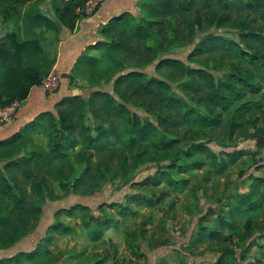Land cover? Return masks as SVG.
Returning <instances> with one entry per match:
<instances>
[{"label": "rangeland", "instance_id": "rangeland-1", "mask_svg": "<svg viewBox=\"0 0 264 264\" xmlns=\"http://www.w3.org/2000/svg\"><path fill=\"white\" fill-rule=\"evenodd\" d=\"M149 1L137 0L139 10L130 12L137 21L145 16V11L139 12L141 7L149 10ZM52 9L51 0L0 2V40L5 39L0 54H6L0 83L8 74L21 78L25 66L48 67L40 46L52 55L59 34L38 26L33 18L38 12L53 16ZM81 13L85 14V10ZM208 32L239 39L236 29L212 28ZM158 42L153 33L148 44L156 46ZM162 44L165 47V42ZM194 45L169 50V56L200 71L179 74L168 68L156 69L159 59L146 63L140 53L133 56L104 49L97 55L98 64L91 69L93 75L88 78L81 73L73 88L83 90L88 101L92 91L111 93L112 82L119 74L139 71L166 81L171 94L185 101L180 86L195 77L205 102L209 109L214 106V111L237 102L233 99L227 105H219L214 95L236 98L240 88L243 93L239 99H258L264 94L261 88L253 91L246 84L244 78L250 72L244 62L226 53L188 60ZM135 59L138 63L133 64ZM127 95L121 100L129 114H137L155 126L159 124L157 113L150 111L149 106L164 109L161 102L147 100L144 106L140 94ZM114 97L120 101L115 94ZM263 98L261 110L250 116L257 117L259 125H264ZM11 103L0 104V111ZM189 105L197 112L193 123L175 133H166L179 139L176 150H172L174 154L158 150L152 144L156 142L154 137L139 158L141 162H136L133 153L122 147L127 153L126 163L116 155L107 166L103 165L105 168L100 167L103 182L94 177L77 188L72 186L71 178L84 168L73 165L80 148L69 150L67 158L50 164L45 154L49 150L47 137L42 130L34 132L24 148L11 157L25 159L30 151L40 153L28 166L29 178L23 167L3 171L8 151L0 148V171L10 179L7 186L14 188L13 193L22 204L20 209L15 207L17 202L2 193L0 182V264H264V184L254 181L255 177L264 181V146H257V137L252 136L256 130L249 123L243 122L229 136L226 115V126L207 134L211 139L192 140L191 136L202 128L197 116L206 115L207 108L194 102ZM107 118L105 122L113 120L122 130L121 120L113 118L112 113H107ZM92 121L90 117L89 122ZM258 137L264 138V130L258 132ZM119 146L116 142L117 149ZM85 151H91L93 164L98 159L107 160L104 152ZM187 151L191 156L185 154ZM184 165L186 171L178 168ZM59 169L62 178L57 174ZM32 183L40 186L43 196L32 188ZM35 205H40L39 215L34 213ZM74 205L78 207L70 210ZM18 253L24 255L17 257Z\"/></svg>", "mask_w": 264, "mask_h": 264}, {"label": "trees", "instance_id": "trees-1", "mask_svg": "<svg viewBox=\"0 0 264 264\" xmlns=\"http://www.w3.org/2000/svg\"><path fill=\"white\" fill-rule=\"evenodd\" d=\"M13 1L21 3L25 0ZM86 2L87 0H51L53 16L38 12L33 20L38 26H46L58 35L61 27L70 30L75 27L76 22L84 15L81 13V8ZM148 5V11L140 8L139 12L145 11V16L138 21L128 11L113 17L103 29L105 40L88 46L86 51L95 49L100 52L106 49L113 52L124 51L130 55L140 53L146 63L159 59L156 69L168 68L179 74H187L200 71V69H193L182 59L169 56L171 53L169 50L187 47L195 43L187 55L188 60L215 53H226L232 58L244 62L249 68L250 74H247L244 80L253 91L257 87L264 90V0H150ZM212 28L236 29L239 32V39H231L218 33H207ZM153 33L159 38L156 46L148 44ZM196 40L198 41L195 42ZM0 42V45H3L5 39L2 38ZM162 42H165V47ZM24 45L22 44V47ZM40 47L44 51L42 59L49 62L48 67L25 66L20 72L21 78L14 79L13 75L9 74L6 77L7 80L4 77L0 83L2 85V90H0L1 105H7L15 100L23 101L30 88L41 85L43 78L50 73L55 63V56L49 55L42 46ZM142 49L143 53L140 52ZM5 58L6 54L3 57L0 54V68L6 66ZM132 62L135 64L137 60ZM95 63L98 64V56L84 53L76 61L74 69L79 74L82 73L85 77L90 78L93 75L91 69ZM17 70L19 72V69H14L15 72ZM180 87L186 101L172 95L171 88L166 81L147 76L143 72L130 71L119 74L113 80L111 93L103 90L92 91L88 101L82 95H70L62 98L55 105L56 115L49 112L42 113L21 132L8 139L0 140V148L8 151L4 155L6 162L2 169L4 172H12L23 167L24 175L29 178L28 166L32 161H35L37 156H40V153L30 151L25 159L11 157L16 151L24 148L32 131L41 129L47 137L49 150L45 154L50 164L67 158L69 150L80 148L75 155L78 160L74 159L73 165H83L84 168L79 175L74 177L72 175L71 181L73 182L71 184L74 188L83 182L92 181L94 177H99L103 182L104 176L100 174V167H104L103 165L108 164L116 155L126 163L127 153L122 147L133 153V159H136V162H141L139 158L149 148V139L154 137L156 142L152 144L158 150L174 154L172 150H176L179 139L168 137L166 133H175L187 124L193 123V116L197 112L194 106L189 105L190 102L207 108V116L205 114L200 115L201 117L197 116L201 123L198 125H201L202 128L191 136L192 140L211 139V136L207 134L212 133L214 129L226 126L225 122L223 123L226 115L229 136L237 132L243 122L249 123L256 130L252 136L257 137V146H264V138L258 137V132L264 130V125H259L257 117H250L253 112L261 110L263 93L258 99L248 98L245 100L239 99L243 93L241 88L235 93L236 98L231 95H224L222 98L214 95V99L218 101L219 105H224L233 99L237 100L236 103H230L224 109H219L220 111H214L216 108L213 106L209 109V104L205 102L206 97L202 92L201 84L195 77L184 81ZM126 93H128L127 97L140 94L143 100L141 104L144 106L148 104L147 100L161 102L164 109L149 106L150 111L157 113L159 124L155 126L137 114H129L126 111L125 103L121 100ZM114 94L120 98V101L114 97ZM107 113H112L113 118L123 122L122 130L114 125L113 120L109 123L105 122V120H109ZM90 117L93 118L92 123L89 122ZM119 131H121V135ZM156 136L159 137L155 138ZM116 142L120 143L119 149L116 147ZM85 150H97L102 154L104 152L107 160L98 159L93 164L91 151L86 153ZM185 154L191 156L188 151ZM178 168L186 171L187 165ZM74 172L75 170H73ZM92 172H96V175L94 176ZM57 174L61 177V169ZM8 180L0 171L2 193L16 201L15 207L20 209L22 207L21 199H17L14 195V188L10 189L7 186L9 185ZM254 181L264 184L260 177H255ZM10 186H14V184ZM32 188L40 196H43L39 185L32 183ZM35 206L34 210L37 212L34 213L39 215L40 205ZM75 207L78 205L72 206L70 210ZM32 254H28L27 257H31ZM22 255L24 253H18L16 256Z\"/></svg>", "mask_w": 264, "mask_h": 264}, {"label": "crops", "instance_id": "crops-1", "mask_svg": "<svg viewBox=\"0 0 264 264\" xmlns=\"http://www.w3.org/2000/svg\"><path fill=\"white\" fill-rule=\"evenodd\" d=\"M87 2L81 8V11L85 10V14L72 30L60 28L59 40L52 54L55 56V63L51 70L59 77L57 88L49 92L42 85L32 86L27 97L15 107L10 119L0 123V140L21 132L42 113L56 115V103L72 95L73 83H77V76L80 74L74 66L78 58L84 53L98 55V50L86 49L98 41L105 40L103 29L113 17L125 11L134 13V10H139L137 0H103L93 11L88 12ZM39 130L41 129L32 131L29 136Z\"/></svg>", "mask_w": 264, "mask_h": 264}, {"label": "built area", "instance_id": "built-area-1", "mask_svg": "<svg viewBox=\"0 0 264 264\" xmlns=\"http://www.w3.org/2000/svg\"><path fill=\"white\" fill-rule=\"evenodd\" d=\"M102 1L103 0H88L86 4L87 11H93ZM58 82L59 77L55 73L51 72L42 80L41 85L45 90L52 92L57 88ZM18 103L19 101L15 100L9 106L5 107L3 110L0 111V123L10 119Z\"/></svg>", "mask_w": 264, "mask_h": 264}, {"label": "water", "instance_id": "water-1", "mask_svg": "<svg viewBox=\"0 0 264 264\" xmlns=\"http://www.w3.org/2000/svg\"><path fill=\"white\" fill-rule=\"evenodd\" d=\"M72 95H82L84 97L85 93L83 90L74 89Z\"/></svg>", "mask_w": 264, "mask_h": 264}]
</instances>
